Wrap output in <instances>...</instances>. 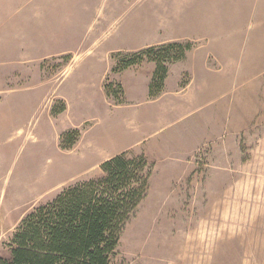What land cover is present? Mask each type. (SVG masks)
Returning a JSON list of instances; mask_svg holds the SVG:
<instances>
[{"label":"rangeland","instance_id":"374dc122","mask_svg":"<svg viewBox=\"0 0 264 264\" xmlns=\"http://www.w3.org/2000/svg\"><path fill=\"white\" fill-rule=\"evenodd\" d=\"M148 1L156 3H126L149 5ZM260 1L239 11V0H201L197 15L207 26L175 28L174 21L164 17V41L141 48L126 45L112 53L118 60L152 45L191 42L185 58L170 63L169 70L172 75L183 71L181 88L191 80H211L212 86H207L211 89L204 92L205 103L197 110L205 111L189 118L195 131L186 139L174 137L176 151L203 143L189 159L151 153L155 165L147 196L127 222L110 264H264V0ZM74 2L0 0L2 256L10 254L13 234L30 212L64 188L102 175V158L91 140L106 127L98 125L100 116L95 114L106 111L105 95L123 97L118 73L105 69L109 56L95 58L85 49L78 57L60 54L66 46L60 42L62 30L49 40L39 27L55 12V21L64 26ZM76 38L70 37L78 42L75 48L81 42L86 46L88 35ZM148 63L154 62L144 61L140 67ZM144 77L127 75L122 82L146 89ZM183 125L180 119L177 130ZM75 129L80 132L77 142L63 149L62 135ZM114 133L107 128L103 136ZM177 162L190 171L174 168Z\"/></svg>","mask_w":264,"mask_h":264},{"label":"crops","instance_id":"0c3cea01","mask_svg":"<svg viewBox=\"0 0 264 264\" xmlns=\"http://www.w3.org/2000/svg\"><path fill=\"white\" fill-rule=\"evenodd\" d=\"M148 2L150 3V1ZM200 2L201 0H156L155 4L148 5L147 2H144L128 5L126 0H75L72 8L67 10L64 26L55 21L57 19L55 12L51 15L49 23L39 27L49 40L57 30H62L63 40L60 42L64 41L66 46L59 52L60 54L73 53L78 57L80 52L85 49L88 55L95 54V58L109 56L110 63L105 69L111 71L115 66L112 53L125 50L124 48L128 47L126 45L141 48L148 44L164 41L162 34L166 26L161 21L164 17L166 20L174 21L175 25H171V27L175 28L187 26L203 28L207 26L206 21L197 15V11H200ZM260 2V0H239V11L245 10L244 6H255ZM119 12L126 14L124 17H116ZM149 12L154 15H150ZM154 18H159L160 22ZM109 33L115 34L116 37L106 38V34ZM85 34L88 35L86 46L81 42V46L75 48L78 42L70 41V37L78 39ZM98 46H102L100 53L97 51ZM154 69L155 64L148 63L146 67L136 65L117 74L119 76L117 82L124 89L123 97L120 100H115L105 95L106 111L104 113L98 111V114L97 112L95 114L100 116L96 120L99 126L103 123L106 129L116 131L109 138L103 136L106 129L104 132L99 129L93 134L91 143L99 159L102 158L100 162L122 152H135L136 155H144L154 165V159L150 156L154 151L157 155L169 157L178 155L182 159H189L195 155L197 148L203 143L195 147L186 146V150L183 151H176L178 149L174 137L186 139L189 132L195 131L190 126L189 118L192 113L201 115V110L205 111L204 108L200 111L197 110L203 107L204 92L211 89L207 86H212V81H197L195 84L191 80L181 88L179 83L183 71H180L179 74L177 71H173L175 74L172 75V70H169L163 91L157 97L151 98L148 87ZM127 75L136 77L138 80L140 76H145L146 81L143 85L147 88H129L130 86L124 85L122 77ZM196 105H199L197 109H195ZM86 117L83 119L90 122L86 120ZM180 119L185 121V125L177 130ZM175 126L176 129H174ZM178 163H172V166L178 169L180 167ZM179 170L188 173L190 167L179 168Z\"/></svg>","mask_w":264,"mask_h":264},{"label":"trees","instance_id":"16d2710c","mask_svg":"<svg viewBox=\"0 0 264 264\" xmlns=\"http://www.w3.org/2000/svg\"><path fill=\"white\" fill-rule=\"evenodd\" d=\"M192 47L191 42H167L117 61L113 55L112 71L154 62L149 83L154 98L164 89L169 64L184 59ZM79 135L76 129L66 132L61 147L71 149ZM101 170L100 177L70 185L30 212L13 234L10 254L0 255V264H110L127 222L147 196L154 164L144 155L122 152L102 162Z\"/></svg>","mask_w":264,"mask_h":264}]
</instances>
